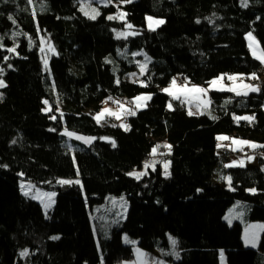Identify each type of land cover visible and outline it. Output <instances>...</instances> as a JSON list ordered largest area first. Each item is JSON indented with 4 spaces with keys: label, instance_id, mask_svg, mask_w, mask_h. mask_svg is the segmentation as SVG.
Segmentation results:
<instances>
[{
    "label": "trees",
    "instance_id": "1",
    "mask_svg": "<svg viewBox=\"0 0 264 264\" xmlns=\"http://www.w3.org/2000/svg\"><path fill=\"white\" fill-rule=\"evenodd\" d=\"M79 1L0 0V264H121L135 256L123 234L171 264H219L221 250L226 264H264V231L257 248H246L244 226L224 220L242 201L248 223L264 224V160L226 167L218 152L219 136L264 146V83L240 95L209 91L204 112L191 115L183 98L163 91L178 76L188 85L258 76L263 65L245 35L252 32L264 53V0H111L116 7L99 6L95 19L80 12ZM120 8L125 21L108 19ZM147 15L163 23L148 30ZM125 24L136 34L115 38ZM139 51L150 57L143 73ZM142 94L150 95L146 106L123 122L93 117L105 103L131 107ZM243 115L254 119H236ZM156 146L165 149L158 156L169 174L155 160V170L130 177ZM21 180L55 192L47 215L21 193ZM120 195L128 201L125 219L95 239L89 212ZM168 235L178 258L164 252Z\"/></svg>",
    "mask_w": 264,
    "mask_h": 264
},
{
    "label": "rangeland",
    "instance_id": "2",
    "mask_svg": "<svg viewBox=\"0 0 264 264\" xmlns=\"http://www.w3.org/2000/svg\"><path fill=\"white\" fill-rule=\"evenodd\" d=\"M79 2H80V8H79L80 12L88 18H90L93 15H95V18L98 17V15H96V13L100 14V12H101L99 6H105L106 7L109 4H113L116 7V5H117V4H114L111 0H80ZM122 14H124V11L120 8L116 12H114L113 14H109L108 17L113 16L115 18L111 19V20L122 22V21H125V15H122ZM149 17L152 18L151 21H149V19H148ZM156 21H163V19L155 18L153 16L147 15L145 18L146 29L154 30L162 24V23L158 24V23H156ZM249 33L252 34V37H254V39L249 38V36H248ZM249 33H247L245 35L247 46H248V49L250 51V54L255 59H257L256 57L260 56L263 53V51H262L256 37L254 36V34L252 32H249ZM135 34H136V32L134 31V29L132 27L129 28L128 24H125L123 30H114L115 38H126L128 36H133ZM250 45H251V47H250ZM42 49H43V53H44L43 54V60L46 62V59L49 57L50 54H52V48L48 45ZM254 51L256 53V56L253 55ZM134 55H138L141 57L140 60H136V62L139 64V72L140 73L145 72V70H146V68L150 62V57L146 53H144L143 51L134 52ZM257 60L261 62L260 59H257ZM262 65H263V68H262L261 73H259L258 76L256 75L258 77L257 80H259V82L256 79H253L250 82L245 77L240 76V75L225 74V75H220L217 78L213 79V80H218V78L223 77V79L218 80V84L216 86H210V83L207 85H188V84H183V82L182 83H176V85L184 86L187 89H192L193 86L206 89L205 93L186 91L184 95L182 94L186 98L185 100H189V102L199 101L200 106L202 108V106H206V103L208 101L207 94L209 91H218V92L227 91V92H232V93H236L237 91H239L241 93V92H247L248 90H250V88H245V87H243V85H251L252 82H258L259 84H260V82L264 83V63H262ZM134 75L138 76L137 74H134ZM136 76H133L134 78L132 76H130L129 79H131V78L135 79ZM230 76H234L237 79L230 80L229 79ZM138 82H141V81L139 80ZM221 85L224 86L225 90H219ZM166 88L169 89V87H166ZM228 88H235V91H228L227 90ZM189 92L192 93L193 95L189 96L188 95ZM165 93H168V92H165ZM137 97H150V95L142 94V95H138ZM137 97H135L133 99V105L134 106H131V107H128L127 105L125 106V104H121L120 102L115 103V105L112 102H110V104L105 103L98 112L93 113V117H96L101 111H103L105 109H110L111 113H115L116 115L105 112V114L102 117H100L99 122L102 123L107 118L109 120L110 119L113 120L116 124L118 122H123L124 118L127 115H129V114H127L129 110L136 112L137 110L144 108L146 106V102L149 100V99L136 100ZM121 105H123V107H121ZM191 106H194V105H191ZM189 110H192V111L196 110V112H198V106L189 107ZM201 112H204V108L201 109ZM117 115L119 116V119L117 118ZM241 117H249V115H243L240 117H236V119L241 118ZM95 120L97 121V119H95ZM242 120H248V119H242ZM219 137H226V136H219ZM218 140L222 141L223 139H218ZM237 141H239V140H237ZM250 144L252 145L254 143L249 142L247 145L250 147ZM226 148L228 151H231L230 149H232L230 144ZM241 148L239 150H242L244 155L238 157L236 155V153L230 154L231 156H233L235 158V160L229 161L228 164L235 166V167H244L248 164L257 163V159L260 158L261 156H254L252 154H247V153H245V150H244L245 148H243V149H241ZM164 150H165L164 148L157 149L156 154L152 155V153H151L150 158H148L146 160V162H153L155 160H159L164 165L165 164L164 163V161H165L164 157L158 156L160 151L163 152ZM232 152H235V151H232ZM249 157H252V159H249ZM263 158H264V155H263ZM134 171L145 173L146 168L143 167V169H141V170H134ZM131 172H133V171H131ZM130 177H133L134 179H136L134 176H130ZM65 180H67V179H65ZM70 181H79V184H80V180H78V179L77 180H70ZM76 184H78V183H76ZM227 187H229V185ZM19 188H20V191L23 195L28 196L30 199H32L33 201L40 204V206L43 210V213L45 215L52 208V206L54 204L55 195L51 196L50 194L55 193L54 191L44 190V189L40 188L39 186L31 183V182H26V181H22V180L19 181ZM127 208H128V201L124 195L107 196L105 199V202L103 204L94 206L92 212L91 211L89 212V219H90V223H91V227H92L95 239L98 240L100 238H108L112 228L120 225L121 222L125 219ZM247 217H248V204L245 202H242V201H236L225 212L224 220L229 225H232L234 222L241 223L244 226L243 232H242L243 246L246 248H253L254 249V248H257V246H258L260 236H261L262 232L264 231V224H262L261 222L248 223ZM126 237H127V240L130 242H125ZM169 237L174 238L176 240L175 237L168 235L167 238L169 241V249L167 251H164V252L167 253L172 258H177V253H178L177 252V244L175 247H173ZM122 242L124 245L131 246L133 253L135 255V258L133 260H131L129 262V264H142V263L143 264H171L169 262L163 261L160 258V254H159L160 252H158V251H155L151 254H147L144 250H142L138 247V245H137L138 241L136 239H132L125 234H123V236H122ZM131 242H135V243H131ZM137 250H139V252L142 253L143 255L138 256ZM149 255L153 256V258L151 259ZM219 264H226L225 253L222 250L219 252Z\"/></svg>",
    "mask_w": 264,
    "mask_h": 264
},
{
    "label": "snow or ice",
    "instance_id": "3",
    "mask_svg": "<svg viewBox=\"0 0 264 264\" xmlns=\"http://www.w3.org/2000/svg\"><path fill=\"white\" fill-rule=\"evenodd\" d=\"M5 2H7V0H5ZM128 2H131V0H128ZM29 3H31V0H29ZM242 3H243L244 6H247V0H242ZM96 15H99V13H96ZM122 15H126V14H122ZM90 18L95 19V15L91 16ZM114 18H115V17H113V16H109V17H108V19H110V20H111V19H114ZM9 19H11V17H9ZM148 19H149V21L152 20L151 17H149ZM156 23H158V24H159V23H163V21H156ZM197 23H199V21H197ZM128 27L131 28V25H128ZM248 36H249L250 39H254V37H252V34H251V33H249ZM250 47H251V45H250ZM41 50L43 51V49H41ZM8 51L11 52V51H14V49H8ZM253 55L256 56L255 51L253 52ZM256 58H257V59H260L261 62L264 63V53H262L260 56H257ZM45 63H46V62H45ZM2 74H3V69L0 68V75H2ZM251 78L256 79V78H258V77L256 76L255 73H253ZM220 79H223V77L218 78V80H220ZM229 79H230V80H235V79H237V78L234 77V76H230ZM218 80H213V81H211V82H210V86H216V85L218 84ZM3 87H6V84H5L4 80L0 79V88H3ZM172 87H173V88L176 87V81H175V80L172 81ZM243 87H245V88H250L252 91H258V90H259L257 87H253V86H251V85H243ZM181 90H182V91H194V92H200V93H205V92H206V89H204V88H199V87H196V86H193L192 89L182 88ZM219 90H225V89H224V86L221 85V87H220ZM227 90H228V91H235V88H228ZM163 91L168 92L169 95H172V92H171L168 88L163 89ZM236 94H237V95H240L241 93H240L239 91H237ZM245 94H246V93H245ZM176 98L178 99L179 97H176ZM140 99H150V97H137V98H136V100H140ZM169 106H171V105H169ZM121 107H123V105H121ZM105 112H108V113H110V114L116 115L115 113H111V110H110V109H105V110L101 111V112H100L96 117H94V118L97 119V121L99 122L100 117H102V116L105 114ZM127 114H129V115H135V112L132 111V110H129ZM189 114L191 115L192 113L190 112ZM117 118L119 119V116H118V115H117ZM237 119H248V120H251V119H254V118H253V117H241V118H237ZM64 134H65V135H68L69 137H72V136L75 135L74 133H72V132H67V131H66ZM76 138H77V139H80V137H76ZM218 139H228V137H218ZM85 142H88V141H85ZM233 142H234V143H241V144H248V143H249V142H247V141H233ZM113 146H115V145H113ZM251 146H252V147H264V146H257V145H251ZM158 147H160V146H156V147H154V148L152 149V155H155V154H156ZM165 147H169V149H170L171 146H169V145H165ZM249 159H252V157H249ZM241 163H242V162H241ZM231 166H232V165H226V167H231ZM5 167H6V166H5ZM144 167H145L146 169L149 168V167H152L153 170H155V168H154V162H146L145 165H144ZM164 169H165V175L167 176V175L169 174V173L167 172V169H168V163H165V164H164ZM145 174H146V173H144V172H136V171H133V172H131V173H128V175H130V176H134L136 179H140V178H141L143 175H145ZM227 179H228V181H229V184H231V177H228ZM58 183H60V184L63 185V184H70V183H79V181H70V180L62 179V180H59ZM251 191L254 192L255 189H252ZM50 195H51V196H54L55 193H52V194H50ZM56 238H57V237H53V239H56ZM169 239L171 240V243H172L173 247H175L176 244H177V241H176L174 238H171V237H169ZM125 242H130V241L127 240V237L125 238ZM131 243H135V242H131ZM137 254H138V256H139V255H143L142 253L139 252V250H137ZM21 255H26V252H22ZM177 258H178V254H177Z\"/></svg>",
    "mask_w": 264,
    "mask_h": 264
},
{
    "label": "crops",
    "instance_id": "4",
    "mask_svg": "<svg viewBox=\"0 0 264 264\" xmlns=\"http://www.w3.org/2000/svg\"><path fill=\"white\" fill-rule=\"evenodd\" d=\"M261 71H262V69H261ZM261 71H260V73H261ZM182 88H185V87L181 86V85H176V87L173 88L172 85H170L169 86V90L172 92L171 96L172 97H181V98H183V100L185 101V103H186V105L188 107V110H189V107L198 106V112H196V110L195 111L189 110V112H191L192 114L199 113L200 109H201L200 102L199 101H195V102L191 101V102H189V100H185L186 98L183 95L185 94L186 91H182L181 90ZM188 95L190 96V95H193V94L189 92ZM208 103H209V101H207L206 106H208ZM191 105H194V106H191ZM233 141H237V139H234V140H232L230 138H228L227 140L223 139L222 140L223 144L221 146V149H219V151H218L221 155L226 156L229 161L235 160V158L233 156H231L229 153H238V151H241V150H239L241 147H242L241 149L249 147L247 144L234 143ZM239 141H243V140H239ZM229 144L232 147V149H230L231 151H228L227 148H226ZM252 145H254V144H252ZM249 148H251L253 150L258 149V147H251V144H250ZM232 151H235V152H232ZM253 164H255V163H253ZM134 258H135V256H134ZM130 261H125V262H123L121 264H129Z\"/></svg>",
    "mask_w": 264,
    "mask_h": 264
},
{
    "label": "built area",
    "instance_id": "5",
    "mask_svg": "<svg viewBox=\"0 0 264 264\" xmlns=\"http://www.w3.org/2000/svg\"><path fill=\"white\" fill-rule=\"evenodd\" d=\"M174 80L176 81V83H182V82L185 81L184 76H178V77L175 78ZM251 85H252V86H256V87H258V88L260 87V84H259L258 82H252ZM246 151L249 152L248 149H247ZM254 153H255V155H257V156H261V155H259L257 152H254ZM161 157H164V156H161Z\"/></svg>",
    "mask_w": 264,
    "mask_h": 264
},
{
    "label": "water",
    "instance_id": "6",
    "mask_svg": "<svg viewBox=\"0 0 264 264\" xmlns=\"http://www.w3.org/2000/svg\"><path fill=\"white\" fill-rule=\"evenodd\" d=\"M64 136L67 137V138H69V139H71V140H73V141H78V140H80V141H82L86 146L89 145L90 138H89V139H85L84 137H80V136H76V135H74V136H72V137H69L68 135H65V134H64ZM76 137H80V139H77ZM85 141H88V142H85Z\"/></svg>",
    "mask_w": 264,
    "mask_h": 264
},
{
    "label": "bare ground",
    "instance_id": "7",
    "mask_svg": "<svg viewBox=\"0 0 264 264\" xmlns=\"http://www.w3.org/2000/svg\"><path fill=\"white\" fill-rule=\"evenodd\" d=\"M78 142L83 143V142L80 141V140H78ZM263 155H264V154H262L260 158H262V159L264 160ZM148 158H150V156H148V157L144 160V162H146V160H147ZM47 213H48V212H47ZM44 215H45V214H44ZM46 215H47V214H46Z\"/></svg>",
    "mask_w": 264,
    "mask_h": 264
}]
</instances>
